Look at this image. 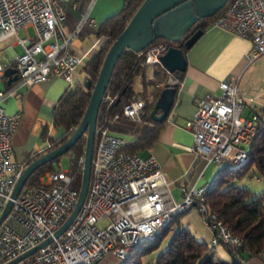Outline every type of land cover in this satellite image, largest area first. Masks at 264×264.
I'll return each instance as SVG.
<instances>
[{
  "label": "built area",
  "instance_id": "built-area-1",
  "mask_svg": "<svg viewBox=\"0 0 264 264\" xmlns=\"http://www.w3.org/2000/svg\"><path fill=\"white\" fill-rule=\"evenodd\" d=\"M64 1L0 0V41L16 35L22 48V52L12 54L8 64H0V79L6 66L16 69V85L27 87L56 75L73 86L71 78L88 56L69 52V40L76 32L63 36L59 28L65 17ZM211 25L250 39V49L243 56L247 62L264 54V0H228ZM26 26L33 30V37ZM18 30H23V37ZM167 46V42H157L145 48L143 63L160 64L159 57ZM237 83L234 75L221 79L215 92L207 91L198 98L191 118L183 124L193 138L187 150L207 164H242L248 157L258 117L251 112L244 114L255 99L242 96ZM13 90H0V214L27 166L26 159L11 156L10 142L20 114H8L1 107ZM144 105L138 98L130 99L120 114L141 122ZM107 123L95 127L87 194L67 229L54 237L71 214L79 189L68 169L57 166L40 176L38 188L29 192L23 186L0 221V264L47 237H51L50 242L15 264H121L139 240L171 229L189 210L201 214L203 225L212 232L211 244L245 247L242 238L214 211L208 212L203 199L210 184L182 187L181 198L174 199L156 159L150 154L143 157L124 152V137L108 127L111 118ZM83 158L78 161L81 170ZM259 258L264 264V243Z\"/></svg>",
  "mask_w": 264,
  "mask_h": 264
},
{
  "label": "trees",
  "instance_id": "trees-1",
  "mask_svg": "<svg viewBox=\"0 0 264 264\" xmlns=\"http://www.w3.org/2000/svg\"><path fill=\"white\" fill-rule=\"evenodd\" d=\"M141 1L123 0L120 10L106 16L97 25V37H103L104 42L99 50L90 54V57L82 63L80 70L83 73L84 82H88L90 88L85 89L83 82H78L73 86L68 85L52 104L50 115L52 129L60 130L61 134L54 139L48 135L47 126L41 128L40 137L46 138L48 143L46 151H51L63 144L74 128L79 125L81 116L88 105L91 88L100 71L105 51L115 40V36L124 29V25ZM221 11H223V7L219 8L213 16H207L195 22L176 44L157 38L150 46L157 42H167L169 46L180 48L183 53H186L184 42L191 33L195 30L204 31ZM144 52L145 48L141 50V53H135L128 49L119 55L114 63L107 86L104 88V96L100 101L98 113H96L95 127L99 128L108 124L107 119L111 118L112 123L108 127L114 133L124 137L125 144L122 145L124 152L145 157L149 155V153L145 154V150L151 148L155 143L158 132L165 123V120L163 122L151 120L149 112L164 86L172 83L176 89L179 88L184 71L167 73L160 64H154L151 78L148 79L145 76L147 64L143 63ZM137 77L142 83L139 91L132 89L134 79ZM3 79L5 81V78ZM133 98H139L145 103L143 112H141V122L130 120L120 114L122 108ZM116 115L117 118L113 120ZM256 122V131L248 146V157L245 162L235 165L222 163V166L214 174L203 199L208 212L214 211L234 235L242 238L245 247L237 249L226 243L216 244L229 255L228 258L222 259L216 256V248L208 251V244L205 241L196 240L189 229L177 227L162 251L152 255L159 249L161 239L170 230L164 228L148 239L139 240L136 246L127 253L121 264H244L243 261L252 255L259 257L260 248L264 243V121L262 118H258ZM84 139L85 136L82 135L65 153L69 156L68 174H70L76 189L80 188L81 183L82 170L78 168V161L84 152ZM39 155V153L33 152L25 156L27 165ZM59 157L34 169L25 180L23 190L30 192L36 187L38 188L40 176L47 170H55L54 163L58 162ZM249 171L253 176L262 180L263 189L261 192L254 193L250 189L234 184L235 180H241Z\"/></svg>",
  "mask_w": 264,
  "mask_h": 264
},
{
  "label": "crops",
  "instance_id": "crops-1",
  "mask_svg": "<svg viewBox=\"0 0 264 264\" xmlns=\"http://www.w3.org/2000/svg\"><path fill=\"white\" fill-rule=\"evenodd\" d=\"M64 3L65 17L59 28H61L63 36L76 32L69 40V52L76 55L87 54L89 58L90 54L99 50L104 42L103 37H97V25L106 16L120 10L123 0H65ZM28 27L26 26L25 29L27 30ZM17 44L16 40H13L12 43L5 46L9 58L7 63L3 64H8L11 61L12 54L15 53L13 47ZM250 44L251 41L247 36L239 37L228 33L219 26L208 25L192 44V47L184 53L186 69L183 72L184 77L179 88L176 89L173 106L169 110L163 127L158 132L155 143L151 148L145 150V154L149 153L161 166L163 176L170 183L169 190L174 199L181 198L180 188L188 186L195 188L210 184L215 176L212 175L213 171L210 166L218 165L207 164L201 157H195L187 150L193 145V138L183 124L191 118L198 98L207 91L215 92L216 85L221 79L234 75L237 76L238 82L240 81L243 69L249 64L243 56L250 49ZM81 65L82 63L78 65L79 71ZM145 76L150 79L151 73L149 76L146 74ZM74 77L77 79L78 76ZM3 78L6 81L7 77L2 74L0 79L4 83V87L14 88V90L3 100L1 107L8 114H20L10 142L12 158L25 159V156L33 152L43 154L48 143L46 138L40 137V130L43 126H47L48 135L50 133L54 139L61 134L60 130L52 129L50 115L52 104L69 84L56 75L48 78L47 81L27 87L16 85V81L7 86ZM82 82H84V78ZM246 110L245 113L251 112L258 118H262L261 112L264 114V104L256 101L249 104ZM180 226L189 229L194 238L200 231V227L194 226L190 218L186 220V225L180 224ZM201 235L203 241L210 240L212 232L210 230L209 233L202 231ZM225 255L229 256L227 252ZM243 263L262 264L256 255L247 258Z\"/></svg>",
  "mask_w": 264,
  "mask_h": 264
},
{
  "label": "water",
  "instance_id": "water-1",
  "mask_svg": "<svg viewBox=\"0 0 264 264\" xmlns=\"http://www.w3.org/2000/svg\"><path fill=\"white\" fill-rule=\"evenodd\" d=\"M228 0H142L138 8L130 16L124 29L115 36V40L110 47L106 49L101 68L96 76V81L91 88V95L87 102V107L82 118L74 131L68 136L63 144L58 145L51 151H45L34 158L24 169L19 179L16 181L15 188L10 193V199L0 214V221L4 219L9 211L12 201L17 197L21 188L24 186L25 180L31 175L34 169L42 166L46 162H51L56 157H59L68 152L73 144L85 136L83 164L81 173V183L78 190V197L71 214L67 216L66 220L55 230L54 237L59 235L67 229L70 225L73 216L79 211L81 204L86 197V190H88L90 177V167L92 152L94 147L93 138L95 137L96 113L104 96V88L107 86L110 74L113 71L114 63L119 55L124 50H132L135 53H141V50L150 46L157 38L171 41L176 44L182 39L183 34H186L195 22L204 17L213 16L219 8L226 5ZM202 31L195 30L190 37L184 42V48L192 47L196 39L200 37ZM159 63L167 73L180 72L186 69L185 55L182 49L177 47L167 46L166 51L159 57ZM3 75L6 78V84L9 86L14 83L17 77L16 69L10 67L3 68ZM85 89L90 88L88 82H83ZM176 88L172 83L164 86L155 99V104L149 112V117L153 121L163 122L168 118L169 110L173 106V98H175ZM51 241V237H47L44 241L36 243L33 248L24 251L20 256L12 258L6 264H15L21 261L23 257L33 254L37 249L42 248L47 242Z\"/></svg>",
  "mask_w": 264,
  "mask_h": 264
},
{
  "label": "rangeland",
  "instance_id": "rangeland-1",
  "mask_svg": "<svg viewBox=\"0 0 264 264\" xmlns=\"http://www.w3.org/2000/svg\"><path fill=\"white\" fill-rule=\"evenodd\" d=\"M27 30L29 31V34L31 35V37H33V30H31L30 27H28ZM18 34H19V37H23L24 36L23 30H18ZM16 39H17V36L15 35L8 41L4 40L3 42H0V51H2L0 53V56H1L0 57V64L5 63V62L7 63V59L9 58L6 54L5 46H7L8 43H12L13 40H16ZM13 48H14L15 53L21 52V47L19 46V44L14 45ZM153 69H154L153 66H146V73L145 74L147 76H149L150 73H152ZM242 72L243 73H242V76L240 77V81L237 83V85H238V87L242 93V96L253 97L255 99V102L259 101V102H262L264 104V54L256 57V60L249 63L247 65V67L245 69H243ZM75 74L78 77H77V79H76V77L71 78L73 80V85L76 84L77 80H79V81L83 80V78H82L83 74L79 71V69H77L75 71ZM141 87H142V83H141L139 77L135 78L134 82H133L132 89H135V91H139V90H141ZM4 88H5L4 83L1 82V80H0V90H2ZM246 111L247 110L245 108L244 114ZM261 114H262L261 115L262 119L264 121L263 112H261ZM49 135H51V134L49 133ZM57 166H59L62 170L69 169L68 168L69 156H67L65 154L61 155L58 159V162L54 163V168H56ZM221 166L222 165H218V166L211 165L210 167L212 168V171H213L212 175H214V173H216V170ZM234 184H237L240 187H243L246 189H250V190L254 191V193H259L263 189L262 180L253 176V174H251L250 171L241 180L240 179L235 180ZM188 218L191 219L194 226L200 227V231L197 234V236L195 237L196 240H199V241L202 240L200 237V236H202L201 235L202 231L209 233V229L203 225L204 223H203L201 214L197 213L194 210L193 211H190V210L186 211L185 213L181 214V216L179 217V223L174 222L173 225L170 226L171 229L168 231L167 235H165L161 239V245H160L159 249L157 251H155L154 253H152V255L153 254L156 255L157 252L162 251V249L168 243L167 240L174 233V230L176 229L177 225H180V224L186 225V220ZM205 242L208 244V249H209L208 251H211V250H213V248H216L215 249L216 256H218L219 258H222V259L228 258V256L225 255V251H223L222 248H220L217 245L214 246L213 244L210 243V240H206Z\"/></svg>",
  "mask_w": 264,
  "mask_h": 264
}]
</instances>
